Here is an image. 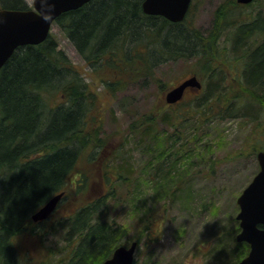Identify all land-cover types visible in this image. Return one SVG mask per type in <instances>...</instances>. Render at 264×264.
Instances as JSON below:
<instances>
[{"label":"rangeland","instance_id":"rangeland-1","mask_svg":"<svg viewBox=\"0 0 264 264\" xmlns=\"http://www.w3.org/2000/svg\"><path fill=\"white\" fill-rule=\"evenodd\" d=\"M258 12L264 13V0L242 5L237 0H193L187 21L200 37L217 47L216 53L212 46L206 54L162 60L140 76L122 67L120 73L129 81L115 93L107 88V83L118 75L114 69L87 63L53 23L51 32L59 48L80 69L91 92L96 93L89 126L93 132L98 131L95 141L102 139L103 146L92 150L94 147L90 145L84 150L66 195L46 219L49 221L36 226L34 231L26 227L17 233L15 244L24 261L60 262V257L67 254L68 242L65 227L59 222L74 208L112 188L103 176L104 168L117 169L123 165L135 179L129 190L120 188L119 197L111 199L110 216L126 225L129 240L126 244L138 241L135 263L221 264L222 244L232 232L235 235L239 232L235 231L240 210L237 198L260 169L257 154L264 150V104L246 94L243 85L246 62L238 58L241 48L234 49L227 41L234 26L227 25L224 29L215 22L216 19L221 22L227 15L230 20H249ZM259 22L264 23V17ZM218 36L217 44L214 40ZM146 49L151 50L152 45ZM253 50L248 52L247 59L250 54L253 58ZM126 52L130 53L128 48ZM192 75L201 80L202 89L189 88L182 104L167 111L169 118L193 105L195 97L210 86L215 88L214 95L220 94L224 100L222 105L214 106V113L199 119L197 114L195 121L179 117L173 120L174 125L163 123L154 128L155 137L132 131L131 126L139 117L168 110L166 93ZM236 95L241 98L230 100V110L235 114L230 116L227 114L230 111H225L229 107L226 100ZM165 149L167 156L172 152L168 159L164 156ZM92 152H96L95 156ZM164 161L163 172H154L153 165ZM80 175L87 177L82 189L78 185ZM150 221V229L145 228L144 224L149 225Z\"/></svg>","mask_w":264,"mask_h":264},{"label":"trees","instance_id":"trees-1","mask_svg":"<svg viewBox=\"0 0 264 264\" xmlns=\"http://www.w3.org/2000/svg\"><path fill=\"white\" fill-rule=\"evenodd\" d=\"M142 2L91 0L56 19V24L87 63L113 68L118 74L107 83L112 93L129 81L120 73L122 67L140 76L149 73L162 60L206 54L214 46L188 23V15L183 21L172 22L163 16L145 13ZM0 8L28 9L30 4L26 0H0ZM231 14L229 17H234ZM227 16L221 22L216 19L215 23L224 29L227 25L234 26L227 41L234 49L241 48L238 58L246 62L243 81L246 94L264 104V23L259 22L264 13L258 12L249 20H230ZM215 41L219 43V36ZM150 45L152 49L147 50ZM216 49L214 46L213 53ZM251 50L253 58L250 54L247 59ZM214 90L213 86L204 88L193 105L179 110L172 119L167 111L182 104V100L167 104L169 109L164 113L139 117L131 129L155 137L154 128L163 123L174 125L173 120L179 117L195 121L197 114L199 119L214 113V106L224 101L220 94L214 95ZM95 96L80 69L59 48L53 33L39 44L18 47L0 68V259L4 255L6 264H28L15 244L17 233L26 227L34 231L36 226L49 221L36 222L32 214L62 191L65 192L63 200L84 150L90 145L94 147L92 150L103 146L102 139L95 141L98 131L93 132L89 126ZM239 97H228L227 107L231 99ZM225 111L235 115L230 106ZM163 152L167 156V149ZM171 153L170 150L166 159ZM164 164L165 161L153 165L154 172H163ZM112 168H104L103 173L112 188L74 208L61 221L58 218L61 227H65L68 251L57 264H101L118 246L128 243V229L110 216V207L111 199L119 197V189L129 190L135 177L123 165ZM86 179L80 175L81 189ZM149 223L144 224L145 228L150 229L152 221ZM239 230L238 223L235 231ZM233 233L222 244L221 264H236L250 249L247 242H238Z\"/></svg>","mask_w":264,"mask_h":264},{"label":"water","instance_id":"water-1","mask_svg":"<svg viewBox=\"0 0 264 264\" xmlns=\"http://www.w3.org/2000/svg\"><path fill=\"white\" fill-rule=\"evenodd\" d=\"M91 0H33V8H0V68L9 60L15 50L27 44L45 41L53 23L64 12L77 9ZM248 4L253 0H237ZM192 0H143V11L150 15H160L172 22L183 21ZM200 89L202 82L192 75L170 89L166 95L167 103H176L184 96L187 88ZM257 158L260 170L237 198L240 210L236 215L240 231L238 242L250 245L248 254L237 264H264V150ZM65 192L53 195L32 214L36 222L48 219L56 210ZM137 241L118 246L113 254L101 264H135Z\"/></svg>","mask_w":264,"mask_h":264},{"label":"clouds","instance_id":"clouds-1","mask_svg":"<svg viewBox=\"0 0 264 264\" xmlns=\"http://www.w3.org/2000/svg\"><path fill=\"white\" fill-rule=\"evenodd\" d=\"M0 264H6V257L3 255V258L0 259Z\"/></svg>","mask_w":264,"mask_h":264},{"label":"bare ground","instance_id":"bare-ground-1","mask_svg":"<svg viewBox=\"0 0 264 264\" xmlns=\"http://www.w3.org/2000/svg\"><path fill=\"white\" fill-rule=\"evenodd\" d=\"M239 261H240V260H239ZM239 261H238V262H239ZM238 262H237V263H238Z\"/></svg>","mask_w":264,"mask_h":264}]
</instances>
